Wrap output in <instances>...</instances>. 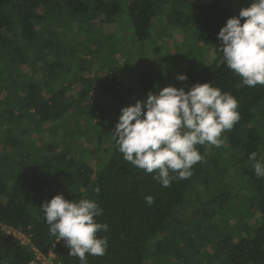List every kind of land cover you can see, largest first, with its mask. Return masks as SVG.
<instances>
[{"label": "trees", "instance_id": "trees-1", "mask_svg": "<svg viewBox=\"0 0 264 264\" xmlns=\"http://www.w3.org/2000/svg\"><path fill=\"white\" fill-rule=\"evenodd\" d=\"M125 1L136 41L151 37L163 17L180 35L195 29L199 52L191 50L183 70L186 91L212 83L237 99L240 120L222 133L219 148L197 145L203 161L165 188L123 159L113 132L123 107L168 86L162 60L187 40L147 63L114 60L101 74L94 55H78L59 32L52 10L63 5L73 17L105 24L120 0H0V264H43L36 248L52 250L57 264H79L43 218L41 205L58 194L94 200L103 210L96 221L108 231L97 235L108 248L88 255V264H264V178L248 159L253 151L264 157V86L243 85L220 62L218 40L245 0Z\"/></svg>", "mask_w": 264, "mask_h": 264}, {"label": "clouds", "instance_id": "clouds-1", "mask_svg": "<svg viewBox=\"0 0 264 264\" xmlns=\"http://www.w3.org/2000/svg\"><path fill=\"white\" fill-rule=\"evenodd\" d=\"M218 40L220 62L243 85L264 86V0H251L238 16L227 19ZM177 79L188 77L179 74ZM238 107L234 96L212 83H196L187 91L171 85L149 91L146 100L121 109L113 132L117 150L125 161L154 173L161 186L170 187L174 180L190 178L193 166L203 161L197 145H222V133L240 120ZM248 159L255 176L264 178V157L253 151ZM145 201L151 205L154 198L146 196ZM40 208L51 235L65 242L68 255L78 258L79 264H88V255H105L107 238L97 233L108 231V225L96 221L103 212L97 202L69 201L58 194Z\"/></svg>", "mask_w": 264, "mask_h": 264}, {"label": "rangeland", "instance_id": "rangeland-1", "mask_svg": "<svg viewBox=\"0 0 264 264\" xmlns=\"http://www.w3.org/2000/svg\"><path fill=\"white\" fill-rule=\"evenodd\" d=\"M120 1V11L109 20L110 23L105 24H102L101 20L103 18L100 17L97 18L94 23H90V20L85 18L86 16L73 17L70 10L63 5L52 10V14L54 19H57L60 22L58 23V25H60L58 29L59 32L66 34V41L72 47L77 48L76 50L80 52L78 55L84 53L85 56V54L88 53L87 58L94 55L92 56V65L96 67L95 70L97 69V72L101 74L105 73L107 70L106 67L112 66L114 60H117L118 63L119 61L124 63L129 57L132 59L130 62L133 64L136 62L147 63V60H150L152 56L154 59H159V57H161L160 55L168 54L169 51L174 50L177 44L183 43L187 40L186 44L180 46L177 51L175 48L176 52H174L173 55L166 60H162L165 62L161 65L165 69L167 67L165 78L170 80L168 86L179 85L177 88L183 87L186 90L184 81H179L177 76L181 72V74H183L184 68L188 65L189 58H191L192 55L194 56L191 50H193L194 53L199 52V48L196 46L197 35L195 29H193L192 32H183V35H180L176 31L177 28L168 21V18L163 17L162 19H164V21L159 22L151 30L153 33L151 37L143 42L136 41L133 37L132 25L127 19L128 1ZM239 2L240 0H234V3L236 4H239ZM249 4L250 0H245L243 5L240 6L245 8ZM169 10H173V7H170ZM175 10L176 9H174L173 12H175ZM79 20L81 21L80 24L78 23ZM79 25H81V31L76 29ZM89 45H91V47ZM155 48L157 49L156 53L154 50ZM210 55L211 51L209 52V57ZM100 64H103L104 66H101ZM113 65H115V63H113ZM180 82L181 84H179ZM70 94L72 95L73 93ZM74 95L75 94H73L72 97ZM92 96H94V92L92 93ZM232 169L238 171L237 167H232ZM254 214L257 215V209H254ZM231 220L234 222V219Z\"/></svg>", "mask_w": 264, "mask_h": 264}, {"label": "built area", "instance_id": "built-area-1", "mask_svg": "<svg viewBox=\"0 0 264 264\" xmlns=\"http://www.w3.org/2000/svg\"><path fill=\"white\" fill-rule=\"evenodd\" d=\"M3 228L8 234H12L15 237H17L22 244L26 245V244L30 243V238L24 232L12 227V226H7V225H4ZM35 251H36V259L39 260L41 263H43V264H57L53 261V257L55 256V253L52 250L49 251V253H47V254L41 252L37 248Z\"/></svg>", "mask_w": 264, "mask_h": 264}]
</instances>
